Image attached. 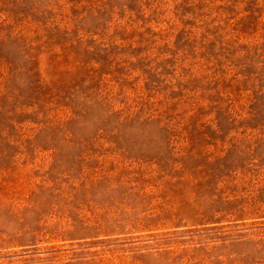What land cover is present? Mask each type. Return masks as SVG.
Segmentation results:
<instances>
[{
  "label": "rangeland",
  "instance_id": "obj_1",
  "mask_svg": "<svg viewBox=\"0 0 264 264\" xmlns=\"http://www.w3.org/2000/svg\"><path fill=\"white\" fill-rule=\"evenodd\" d=\"M0 264H264V0H0Z\"/></svg>",
  "mask_w": 264,
  "mask_h": 264
}]
</instances>
